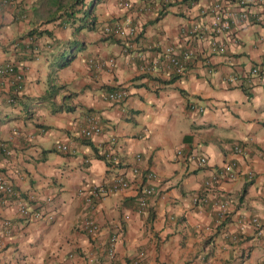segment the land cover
<instances>
[{
    "label": "crops",
    "instance_id": "0c3cea01",
    "mask_svg": "<svg viewBox=\"0 0 264 264\" xmlns=\"http://www.w3.org/2000/svg\"><path fill=\"white\" fill-rule=\"evenodd\" d=\"M54 1L9 0L0 13V63L11 61L22 75L19 88L0 75V141L11 150L0 154V174L14 190L0 200V264H264V81L249 74L264 63V0H246L263 20L244 22L234 15L241 5L226 0L227 31H210L200 11L214 0H100L95 22L141 30L115 40L101 39L100 29L76 36L60 17L45 21L61 12ZM72 38L83 48L51 72ZM212 39L223 47L211 49ZM166 45L192 51L182 74L163 65ZM47 77L62 86L32 101L45 93ZM115 88L125 90L123 100L105 98ZM89 114L101 131L83 137ZM59 141L67 152L55 150ZM230 158L235 176L206 186ZM115 177L127 185L86 195ZM143 186L152 192L138 210ZM20 202L41 216L21 217ZM84 218L97 222L96 232L83 231ZM4 219L13 224L9 235ZM111 231L112 262L105 254Z\"/></svg>",
    "mask_w": 264,
    "mask_h": 264
},
{
    "label": "built area",
    "instance_id": "2783aa9c",
    "mask_svg": "<svg viewBox=\"0 0 264 264\" xmlns=\"http://www.w3.org/2000/svg\"><path fill=\"white\" fill-rule=\"evenodd\" d=\"M9 0H0V13L3 11L5 6ZM226 0H214L212 2H208L206 5H203L200 9L201 13L208 14L210 17L209 29L210 31H221V30H229L231 25V20L233 18L232 12L230 9L225 8ZM238 5H241L240 8L236 11L235 18L236 21L244 22V21H262L263 17L254 14L248 8H246V0H236ZM117 4L129 6L127 1L117 0ZM145 7V6H144ZM146 9V8H145ZM148 9V6H147ZM22 14H19L21 16ZM195 26L192 27V30H195ZM100 32L105 35H115L118 33H125L127 35H135L138 32V29L135 25H127L125 27L122 26L120 22H112L105 23L101 26ZM211 49H220L223 46L215 39H212L210 42ZM192 51L187 49L183 51L181 54H178L174 51L172 45H166L164 48V60L163 65L166 70L170 73L182 74L187 67V58L191 55ZM91 61V60H89ZM108 63H113L111 58L107 59ZM249 74L255 78V80L259 83L264 81V63H254L251 65L249 69ZM0 75L2 76H10L11 81L15 84V88H19L20 80L22 79L21 74L14 69V64L11 61H3L0 63ZM237 79L235 75H229L228 80L233 81ZM105 98L108 100H123L126 96L125 90L121 88H115L108 90L105 93ZM194 104H190V108L194 107ZM101 123L99 117L96 114H89L85 120L84 124L80 127V134L83 137H90L93 134H97L101 131ZM232 150L235 153H240L242 151V147L238 143H234L232 146ZM55 150L59 152H67L69 150V146L66 142H56L54 144ZM11 150L9 147L5 145L3 141H0V154L9 155ZM138 154H136V159H138ZM204 163V157L199 156L196 159V165L201 166ZM135 169V168H133ZM220 175L225 176L226 178H233L235 176V161L233 158H230L222 163V165L218 169V173L213 172L211 177L205 180V185H212L216 183L220 177ZM127 183L122 180L121 177H115L108 183V186L104 185H92L89 189L86 190V195L93 194L96 197H99L106 191H112L116 189H120L125 187ZM152 187L151 186H143L137 192V207L138 210H143L147 206V197L151 194ZM14 194V190L10 181L2 174H0V200L6 199ZM198 197H193V201L196 202ZM17 214L21 217L27 218H38L41 216V210L37 208L30 209L28 205L24 202H20L17 205ZM255 220V218H253ZM1 226L3 228L2 233L4 235H9L13 224L10 220L4 219L1 221ZM80 227L83 229L85 233L93 234L98 229V224L92 218H84L80 223ZM117 241V233L115 231H111L105 241V254L108 260L112 262L115 258V243ZM93 264H99L95 258Z\"/></svg>",
    "mask_w": 264,
    "mask_h": 264
},
{
    "label": "trees",
    "instance_id": "16d2710c",
    "mask_svg": "<svg viewBox=\"0 0 264 264\" xmlns=\"http://www.w3.org/2000/svg\"><path fill=\"white\" fill-rule=\"evenodd\" d=\"M100 0H55L54 3L58 9H61V12L56 16L53 15L50 18H47L45 21H50L53 19H56L57 17L63 19V17H66L69 19V23L71 26V29L73 32H77L83 28H86L87 30H94L95 29V14H94V7ZM163 7L157 9V15L155 19L158 18L163 13ZM57 18V19H58ZM65 21V20H64ZM44 31V30H43ZM32 32V29L28 31L30 34ZM40 31H38L39 33ZM46 33L50 34L49 31H45ZM141 30H138L137 34H140ZM101 34V39H109V40H115L111 35H105ZM72 40V41H71ZM67 40L64 43H62V49H60L57 52V56L53 59L51 62V72L56 71L57 69L65 66L69 61L74 57L75 55V46L77 45V48L82 49L83 44L81 41L77 39H71ZM78 42V43H77ZM69 47L68 53L65 52V48ZM72 47V49H71ZM74 48V49H73ZM15 71L21 72L14 66ZM173 77L176 75H179L177 73L172 74ZM22 77V75H21ZM172 77V78H173ZM170 78V79H172ZM46 90L45 93L41 94L40 96L36 97L32 101H44L45 99H48L52 95H54V92L57 88H60L62 85L54 86L53 83H51L50 77L46 79ZM74 92H70L69 94H73ZM67 95V94H65ZM13 99V98H12Z\"/></svg>",
    "mask_w": 264,
    "mask_h": 264
},
{
    "label": "rangeland",
    "instance_id": "374dc122",
    "mask_svg": "<svg viewBox=\"0 0 264 264\" xmlns=\"http://www.w3.org/2000/svg\"><path fill=\"white\" fill-rule=\"evenodd\" d=\"M95 11L97 12V9L95 8ZM63 20H65L66 21V24L69 26V27H71L70 26V21H69V19H67L66 17H63ZM100 26H101V23L99 22V21H97V22H95V30H99L100 29ZM94 30V31H95ZM79 32V34H86V32H87V29L86 28H83V29H81V30H79V31H75L74 32V34L77 36V33ZM73 39V38H72ZM72 41V40H71ZM78 43V42H77ZM76 48H75V53H79V51L81 50V49H79V48H77V45L75 46ZM70 48L69 47H66L65 48V54L66 53H68V50H69ZM71 49H72V47H71ZM74 49V48H73Z\"/></svg>",
    "mask_w": 264,
    "mask_h": 264
}]
</instances>
